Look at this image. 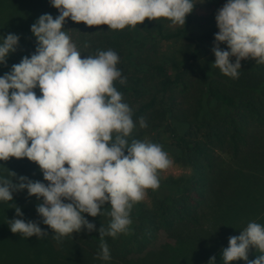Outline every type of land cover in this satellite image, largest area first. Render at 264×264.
Masks as SVG:
<instances>
[{"label":"trees","instance_id":"16d2710c","mask_svg":"<svg viewBox=\"0 0 264 264\" xmlns=\"http://www.w3.org/2000/svg\"><path fill=\"white\" fill-rule=\"evenodd\" d=\"M225 2L203 0L206 11L198 14L193 7L184 25L145 18L135 27L114 30L75 22L85 57L109 49L119 56L116 67L126 82L113 83L132 109L136 127L127 137L129 143L159 144L184 170L177 176H163L160 170L159 187L146 190L149 200L133 205L129 232L116 238L104 236L109 261L99 258L98 231L73 232L57 242L36 212L41 201L26 190L13 192L12 201H0V264H207L213 256L216 264H223L221 253L230 236L239 235L249 222L264 225V63L242 59L235 79L212 66L218 32L215 14ZM17 4L15 14L0 10V21L9 16L17 30L42 14L54 13L53 6L42 8L33 0H17ZM24 6L29 7L27 13L17 9ZM174 44L178 45L173 52H164L170 48L164 45ZM35 47L30 46V52ZM219 47L227 50L223 43ZM5 72L0 66V75ZM34 91L41 95L39 88ZM141 117L145 128L139 125ZM9 170L17 174L14 182L23 175L48 183L38 165L27 158L0 161V176L10 179ZM16 207L22 217L16 216ZM105 207L101 216L85 214L97 229L108 227L107 203ZM13 218L35 221L48 235L37 239L12 233ZM160 230L172 242L150 250ZM260 254L250 248L248 259Z\"/></svg>","mask_w":264,"mask_h":264},{"label":"clouds","instance_id":"9594fccd","mask_svg":"<svg viewBox=\"0 0 264 264\" xmlns=\"http://www.w3.org/2000/svg\"><path fill=\"white\" fill-rule=\"evenodd\" d=\"M203 2V0H199ZM58 10L40 15L30 26L36 38L34 53L23 56L0 75V161L10 157L35 162L43 180L33 181L10 171L0 176V201H12L13 192L26 190L41 202L36 212L41 223L60 242L82 230L98 231L99 258L111 259L104 236L127 234L133 205L144 199L147 189L159 187L158 172L172 160L162 146L133 140L136 125L132 109L122 101L114 81H126L116 65L119 56L112 50L81 57L70 37L62 30L66 18L87 26L107 25L114 30L137 26L145 21L166 18L184 25L193 0H49ZM212 66L233 79L239 77L241 60L253 58L264 63V0H226L215 14ZM19 36L0 35V65L16 51ZM226 45L227 50L219 47ZM230 57H235L234 61ZM39 88L37 96L34 89ZM11 90V91H10ZM141 128L147 127L143 117ZM107 229H98L87 219L105 214ZM16 216L22 217L19 207ZM12 233L37 239L48 235L37 222L13 218ZM261 254L248 259L249 249ZM223 264L242 260L264 264V225L249 222L239 235L228 238L222 249ZM207 264H216L210 257Z\"/></svg>","mask_w":264,"mask_h":264},{"label":"rangeland","instance_id":"374dc122","mask_svg":"<svg viewBox=\"0 0 264 264\" xmlns=\"http://www.w3.org/2000/svg\"><path fill=\"white\" fill-rule=\"evenodd\" d=\"M24 1H30V0H24ZM35 3L40 4V7L42 8H48L50 5L49 0H33ZM37 1V2H36ZM197 2V3H195ZM195 4H194V12L200 14L201 12L206 11V8L204 6L203 2H199V0H195ZM17 0H0V7H1V11L4 14L7 13H11V14H15V8L17 7ZM20 9L21 11L23 10L24 13H27V10L29 9V7L24 6L23 8H17ZM54 13L50 14L53 16V18H55L59 13L58 10L54 7ZM1 16V15H0ZM1 18V17H0ZM30 25H26L24 28L22 26L18 27V30L23 31V35H19L18 30L15 28L11 18L8 16V19H4L2 21H0V35L6 36L9 33H14L17 34L19 36V42L18 44H20V46L16 48L15 52H12L8 55V57L6 58V65H0L1 69L3 68L4 71H9L11 68V65L19 63L21 58L23 56H30L32 53L34 52H30L29 47H33L36 46V38L33 36V34L30 31ZM24 26V25H23ZM75 22L72 21L70 18H66L65 22L62 26V30L65 31V33L70 37V40L72 43L75 44L76 48L78 51H80V45L78 44L77 41V36H76V31H75ZM178 44H174L171 46H165L164 45V49H168L169 47V51H164V52H173L175 50V48L177 47ZM81 52V51H80ZM81 57H85V55L83 54V52H81ZM172 165L167 169V170H161L160 173L163 176H167V175H174L177 176L180 173L183 172V168L181 166H179L177 163H175L174 161H172ZM144 201H148V194L146 191V195L143 199ZM245 228H243L244 230ZM241 230V231H243ZM172 242V238H170L167 233L163 230H160L158 232V235L156 237V240L152 243V247H150V250H158V248L160 246L165 245L166 243H170ZM56 256V254H55ZM59 256H64L63 254H60ZM67 256V255H66ZM68 257V256H67ZM9 259V258H7ZM52 259V258H51ZM56 258H53V261H55ZM36 261L39 262V257H37L35 259ZM35 260H33V262H35ZM207 261V260H206ZM32 262V261H30ZM56 262V261H55ZM123 264V263H122Z\"/></svg>","mask_w":264,"mask_h":264}]
</instances>
